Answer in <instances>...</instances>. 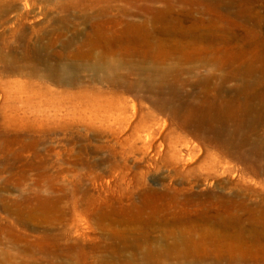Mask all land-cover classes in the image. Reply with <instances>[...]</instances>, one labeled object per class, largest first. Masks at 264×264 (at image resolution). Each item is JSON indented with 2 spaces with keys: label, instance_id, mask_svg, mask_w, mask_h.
Instances as JSON below:
<instances>
[{
  "label": "bare ground",
  "instance_id": "bare-ground-1",
  "mask_svg": "<svg viewBox=\"0 0 264 264\" xmlns=\"http://www.w3.org/2000/svg\"><path fill=\"white\" fill-rule=\"evenodd\" d=\"M55 7L60 17L48 31L50 51L41 61L37 59L44 65L43 74L34 72L22 81L29 60L22 62V54L13 52L22 49V11L28 8V2L0 0V22L11 28L9 37L0 40V117L6 125L35 131H67L77 121L89 125L97 122L116 138L127 131L124 141L143 138L144 149L154 151L157 143L160 147L166 143L168 159L175 164L184 160L192 163L198 158L193 155L198 142L193 146L183 135L191 132L199 136L201 127L198 129L196 124L239 120L264 125V0H57ZM230 46L243 53L240 52L239 60L235 59L236 63L224 64V58L233 56ZM83 72L91 73L93 80H75ZM188 87L192 90L188 91ZM123 93L135 97L131 104ZM140 98L147 99L158 114L175 122L178 131L170 128L164 141L157 137L154 111L134 121ZM34 144L39 143L34 140ZM204 160V170L209 174L216 160H209L208 155ZM176 191L180 194V189ZM86 192L91 204L101 205L100 210L90 212L84 208L76 213V200L73 221L78 216L86 219L95 214L105 231L121 225L127 230V224L140 225L139 236H125L123 241H130V247L144 249V258L149 262L146 253L151 254L162 245L167 253L176 251L186 256L194 247L206 243V238H197L195 227L171 217L172 208L165 203L162 189L150 190L155 199L144 195L143 203L130 196L124 207L107 195ZM221 200L229 206V221L222 219V224L226 231L236 234L235 239L241 244L249 230L235 222L233 210H244L253 218L257 212L264 216V209L250 206L244 198L237 201L223 196ZM46 203L43 211L63 214L62 207L54 205V201L52 205ZM18 223L22 225V218ZM169 226L175 228L168 229ZM157 231L162 245L153 242L152 233ZM252 246L264 247L257 237L252 238ZM120 253L121 248L115 247L108 264L120 262ZM17 259L22 263V251L0 253V264ZM125 261L131 262V258Z\"/></svg>",
  "mask_w": 264,
  "mask_h": 264
},
{
  "label": "rangeland",
  "instance_id": "rangeland-1",
  "mask_svg": "<svg viewBox=\"0 0 264 264\" xmlns=\"http://www.w3.org/2000/svg\"><path fill=\"white\" fill-rule=\"evenodd\" d=\"M26 1L28 8L22 11V49L16 48V53L13 52L22 54V62L29 60L22 81L27 76L31 78L28 74H43L44 65L37 59L41 61L50 51L47 47L48 31L60 17L55 7L57 0ZM0 24L1 40L4 36L9 37L11 28L8 24ZM230 51L233 56L224 58V64L236 63L235 59L239 60L240 52L243 53L236 46H230ZM14 77L21 79L20 76ZM91 79L93 76L89 72L75 78L80 82ZM95 86L105 87L101 84ZM123 96L128 104L135 99L130 93H123ZM137 103L134 121L154 111L158 124L153 128L161 140L164 141L171 129L178 131V125L158 114L147 99L140 98ZM163 124L165 126L161 128ZM195 127H201L199 136L191 132L183 135L193 146L198 142V147L193 150V155L198 158L192 163L184 160L175 164L168 159L166 143L164 147L157 143L154 151L144 149L143 138L124 141L127 131L116 138L97 122L89 125L77 121L67 131L50 128L35 131L10 127L0 117V253L18 254L22 251V263L17 259L9 264H108L111 251L116 247L122 251L120 262L112 264H264V247L252 246L254 237L259 238L264 246V216L257 212L258 215L250 218L244 210H233L235 222L249 230L239 244L236 234L226 231L222 224V219L229 221V206L228 202L221 200L223 196L237 201L244 198L250 206L260 205L264 209V125L257 121L241 123L232 120L215 124L204 122ZM236 130L240 132H234ZM34 140L39 143L37 146ZM206 155L209 160H216L209 174L203 167ZM159 189L164 190L165 203H170L171 217L195 227L197 238H206V243L194 247L186 256L176 251L167 253L157 231L151 238L162 246L151 254L146 253L149 262L144 258V249L130 247V241H123L125 236H139L137 227L140 225L127 224L128 230L121 225L105 231L94 213V216H86L87 220L85 216V220L78 216L76 222L73 221L76 200V213L84 208H89L90 212L100 210V204L96 207L86 198V191L95 196L99 193L107 195L117 204L122 202L120 206L124 207L128 197L134 196L143 203L144 195L153 200L155 198L149 191ZM177 189L180 194L176 193ZM53 201L64 210L60 216L43 211L44 203L52 205ZM19 218H22V225L18 223ZM208 231L212 235L205 237L203 234ZM127 258H131V262H126Z\"/></svg>",
  "mask_w": 264,
  "mask_h": 264
}]
</instances>
